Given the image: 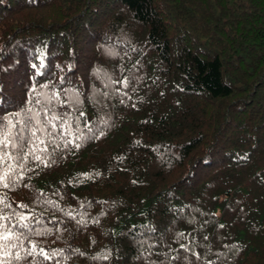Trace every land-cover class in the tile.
Returning a JSON list of instances; mask_svg holds the SVG:
<instances>
[{"label": "trees", "instance_id": "obj_1", "mask_svg": "<svg viewBox=\"0 0 264 264\" xmlns=\"http://www.w3.org/2000/svg\"><path fill=\"white\" fill-rule=\"evenodd\" d=\"M53 93L19 264H264V0H0V116Z\"/></svg>", "mask_w": 264, "mask_h": 264}, {"label": "snow or ice", "instance_id": "obj_2", "mask_svg": "<svg viewBox=\"0 0 264 264\" xmlns=\"http://www.w3.org/2000/svg\"><path fill=\"white\" fill-rule=\"evenodd\" d=\"M108 79L110 83H121L127 87V78L124 81H112L110 77ZM30 91H34V89ZM58 95V93H53L52 97H47L44 100L30 96L25 102L24 108L0 116V187L14 188L22 181L25 176L26 163L30 158L43 162L47 166L42 154L48 151L49 144H55L57 135L61 138L75 136L76 141L90 138L83 132H79L78 128L74 129L70 119L66 118L65 115L58 114L48 107L30 106L33 104L40 106L51 102ZM76 96L78 97L79 93H76ZM84 115L83 112L79 113L80 117ZM101 122L107 124V121ZM85 128L88 132L92 131L91 128H88L87 121H85ZM57 129H59L58 132ZM67 143L72 144L74 141L69 139ZM75 146L80 147V144L76 143ZM0 204H3V197H0ZM4 207L11 206L4 205ZM18 207H26V205H18ZM13 215L16 218L15 223H12V216L0 213V264H13V262L19 264L20 261L37 254L42 255L45 259H51L43 249H39L37 252L34 244L22 255L23 246L20 241L22 238L27 239V237L20 230L29 228L30 216L15 213ZM9 225L11 226L9 227ZM181 247L185 246L181 245ZM104 258L107 259V257ZM173 259L176 258L173 257ZM209 264H213V262H209Z\"/></svg>", "mask_w": 264, "mask_h": 264}]
</instances>
